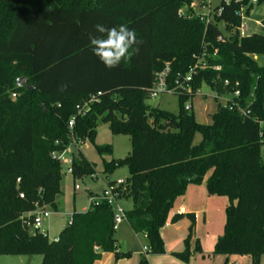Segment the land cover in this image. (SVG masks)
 Returning a JSON list of instances; mask_svg holds the SVG:
<instances>
[{
    "label": "trees",
    "instance_id": "obj_1",
    "mask_svg": "<svg viewBox=\"0 0 264 264\" xmlns=\"http://www.w3.org/2000/svg\"><path fill=\"white\" fill-rule=\"evenodd\" d=\"M193 1L0 0V256L41 255V264H94L101 252L129 256L118 250L114 210L105 202L74 212L58 241L23 218L37 206L57 209L62 162L53 153L75 140L94 141L102 120L113 134L130 136V153L105 162L104 173L109 179L115 169L128 168L119 199H132L126 220L145 235L148 254L166 252L161 229L175 200L210 173L208 194L228 199L214 253L247 254L252 264H264V20L263 32L242 35L238 12L245 7L250 15L252 0H221L209 23L196 16ZM97 23L136 32L137 50L118 67H105L93 54L89 33ZM199 59L207 67L198 69L188 91L176 93L178 113L147 102L157 72L169 64L174 86ZM203 84L223 94L240 91L209 124L185 109ZM86 103L78 114L77 106ZM70 171L81 177L95 168L79 152ZM185 215L191 221L185 248L173 255L188 262L201 246L196 240L191 249L195 215ZM145 262L143 256L140 264Z\"/></svg>",
    "mask_w": 264,
    "mask_h": 264
},
{
    "label": "rangeland",
    "instance_id": "obj_2",
    "mask_svg": "<svg viewBox=\"0 0 264 264\" xmlns=\"http://www.w3.org/2000/svg\"><path fill=\"white\" fill-rule=\"evenodd\" d=\"M198 4L200 1L195 0ZM221 0H211V6L214 8ZM184 9L185 8H181ZM264 20V3L255 5L250 15L246 16L244 23L248 25V30L243 35H250L256 32H263V28L256 22ZM223 27V25H222ZM259 62L264 63V56L259 57ZM230 95L218 93L208 84H203L196 95L187 100V104H191L190 112L195 119L204 124L212 122V114L225 106ZM153 107L168 110L173 113L179 112V97L176 94H162L156 98H149L147 101ZM185 103V104H186ZM201 134L195 135L194 142L199 143ZM110 145L112 151L100 154L98 146ZM131 140L128 134H113L107 123L99 120L97 133L94 141L84 139L78 145L69 147L64 155L62 162V181L61 194L57 197V209L46 206V210L51 214L49 217L42 219L41 225L38 227L41 232L48 235L52 241L59 237L60 232L67 226L69 217L74 212H83L90 208L91 192L101 194L106 186H110L109 181L126 180L129 177V170L126 166L115 169L107 179L104 173V164L110 160L126 157L131 151ZM79 152L93 164L95 171L91 175L76 176L70 171L72 157L79 156ZM264 154V147H263ZM92 175L95 176L92 177ZM118 205L123 211H128L132 207V199L122 197L118 200ZM118 209V208H117ZM226 219V209H225ZM225 226V222L224 225ZM35 227V226H34ZM37 227V226H36ZM33 228H31L32 230ZM196 231V232H195ZM169 240L177 243L180 239L179 231L174 228L168 230ZM194 237L191 241V249L196 247V240L199 241L201 252H195L188 262H181L175 259L173 264H252V259L247 254H215L214 248L217 239L208 236L207 229L204 225H200L196 229V221L194 226ZM115 238L122 252H129V256L117 258L114 252L103 253L101 259L94 264H140L142 255H146L145 247L147 239L143 234H136L130 228L126 219L116 224ZM184 240V239H183ZM167 245L165 244V248ZM167 250V248H166ZM147 262L144 264L163 263L164 259L169 261L174 259L170 253L164 254H147ZM151 258L152 261L151 262ZM41 255H1L0 264H41Z\"/></svg>",
    "mask_w": 264,
    "mask_h": 264
},
{
    "label": "built area",
    "instance_id": "obj_3",
    "mask_svg": "<svg viewBox=\"0 0 264 264\" xmlns=\"http://www.w3.org/2000/svg\"><path fill=\"white\" fill-rule=\"evenodd\" d=\"M226 3H229L232 0H224ZM240 1V0H236ZM257 0H252L251 4L256 5ZM190 7H193L195 10L196 16L200 18L201 21H204L205 23H209L210 20L213 18L215 12L214 8L211 6V0H200V2L197 4L196 1H193L190 5ZM185 10L181 9L179 11L180 15L185 14ZM221 12V9H219L216 13L219 14ZM238 15L241 18V24L239 26V31L243 35L248 30V25L244 23V19L247 16L246 15V8L243 7L241 10L238 12ZM259 26L263 27L262 22H257ZM219 41H223L224 38L222 35L218 37ZM203 63H206L203 59H199L198 62L192 66L189 70V72L181 79L180 77L176 79L175 85L172 86L169 82V74H170V67L169 64L165 66V68L155 74L154 78V83L152 88L150 89V97L151 98H156L159 97L162 94H176V93H181V92H186L189 90V83L192 81L194 75L197 73L198 69H203L206 68L207 66ZM216 69H220L219 66L215 67ZM228 81H226V84ZM100 94V93H99ZM229 95V94H226ZM239 97L240 96V91L235 90L232 95L230 94V97H228L227 102L231 97ZM92 101V100H91ZM88 103H86L84 106H77V113L82 114L85 111L86 106ZM192 105L191 104H185V109L186 110H191ZM242 112L246 115L248 114V111L242 110ZM75 123V117H72L71 120L69 121V126L73 127ZM79 142H82V140H75L69 147L72 145H78ZM68 147V148H69ZM67 148V149H68ZM65 151L61 154H56L53 153L54 158H58L60 160H63V155ZM92 177L95 178L94 175ZM19 181V179H18ZM125 181L124 180H119L115 181L114 183H111L110 186H106L101 194L98 195H93L90 197V202L91 205H98L101 202H105L107 205L113 208L114 210V221H115V226L116 224L120 223L123 219H126L125 211H123L119 205H118V200H119V192L117 188H119L121 185H124ZM21 196H23L21 194ZM90 205V206H91ZM44 207H39L37 206L35 210L30 211L23 215V218L25 219L26 223L28 225H32L33 227L37 226L39 227L42 223V219L44 217H49L50 212L46 210ZM118 208V209H117ZM73 222V217L72 215L69 217L67 225L72 224ZM44 233V232H43ZM46 234V233H45ZM58 237L54 239V241H58ZM145 250L147 251V246L145 247ZM95 251H100L99 247H95Z\"/></svg>",
    "mask_w": 264,
    "mask_h": 264
},
{
    "label": "crops",
    "instance_id": "obj_4",
    "mask_svg": "<svg viewBox=\"0 0 264 264\" xmlns=\"http://www.w3.org/2000/svg\"><path fill=\"white\" fill-rule=\"evenodd\" d=\"M255 58H258V56H255ZM209 174L210 173L206 175L203 183L190 184L187 187L185 194L179 196L175 200L174 205L169 213L168 221L165 224V226L161 229V236L163 238L164 244L167 245L166 247L167 250L165 253H170L172 256H174L173 253L181 252L184 250L185 243L183 239H185V237L187 236L191 224L189 217L186 216L185 214L193 213L195 215L196 229H198L200 225H204L207 229L208 236H213L214 239H217V237L223 234L224 232L223 225L225 222V209L228 204V199L225 196H216V195L208 194L206 188V179L208 178ZM175 214H184V215L176 222H172L171 221L172 217ZM169 228H174L179 231V234L181 236L180 239L177 240V243H173L169 240L168 237ZM118 247H119L118 250L121 251L119 245ZM103 253L106 252H101V256ZM147 254L148 253L146 252V255ZM146 255H142V257L144 256L147 262L148 260ZM175 259L183 262L179 258L175 257L170 261L168 259H164V262L162 264H173L175 263ZM151 262H153L152 258H151Z\"/></svg>",
    "mask_w": 264,
    "mask_h": 264
},
{
    "label": "clouds",
    "instance_id": "obj_5",
    "mask_svg": "<svg viewBox=\"0 0 264 264\" xmlns=\"http://www.w3.org/2000/svg\"><path fill=\"white\" fill-rule=\"evenodd\" d=\"M94 32L95 34L89 33L93 54L109 69L118 67L122 60L130 58L137 50L134 47L139 43L136 32L127 25L109 28L97 23L94 25Z\"/></svg>",
    "mask_w": 264,
    "mask_h": 264
},
{
    "label": "water",
    "instance_id": "obj_6",
    "mask_svg": "<svg viewBox=\"0 0 264 264\" xmlns=\"http://www.w3.org/2000/svg\"><path fill=\"white\" fill-rule=\"evenodd\" d=\"M18 84H19V86H23V85H25V79H23V78H19L18 79ZM34 87H31V89H33Z\"/></svg>",
    "mask_w": 264,
    "mask_h": 264
}]
</instances>
